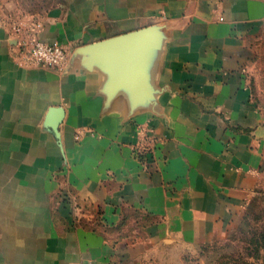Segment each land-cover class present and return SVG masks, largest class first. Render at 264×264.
Segmentation results:
<instances>
[{
  "label": "crops",
  "instance_id": "crops-1",
  "mask_svg": "<svg viewBox=\"0 0 264 264\" xmlns=\"http://www.w3.org/2000/svg\"><path fill=\"white\" fill-rule=\"evenodd\" d=\"M263 21L264 0H56L58 71L0 17V264L151 263L234 221L264 181L244 73Z\"/></svg>",
  "mask_w": 264,
  "mask_h": 264
},
{
  "label": "rangeland",
  "instance_id": "rangeland-1",
  "mask_svg": "<svg viewBox=\"0 0 264 264\" xmlns=\"http://www.w3.org/2000/svg\"><path fill=\"white\" fill-rule=\"evenodd\" d=\"M56 0H0L3 22L15 25L41 22ZM247 58L244 73L252 97L264 112V21L244 37ZM264 181L244 204L240 215L220 232L192 249L171 250L151 258L145 264H218L226 257L245 256L248 261L264 264ZM248 255V256H247Z\"/></svg>",
  "mask_w": 264,
  "mask_h": 264
},
{
  "label": "built area",
  "instance_id": "built-area-1",
  "mask_svg": "<svg viewBox=\"0 0 264 264\" xmlns=\"http://www.w3.org/2000/svg\"><path fill=\"white\" fill-rule=\"evenodd\" d=\"M41 26L38 21L12 25L11 34L18 44L20 59L26 64L61 71L69 53L58 43L42 41L38 35ZM139 141L136 146L139 156L151 155L156 140L144 132Z\"/></svg>",
  "mask_w": 264,
  "mask_h": 264
},
{
  "label": "trees",
  "instance_id": "trees-1",
  "mask_svg": "<svg viewBox=\"0 0 264 264\" xmlns=\"http://www.w3.org/2000/svg\"><path fill=\"white\" fill-rule=\"evenodd\" d=\"M259 250H263L264 251V244L258 246V248H257V252L258 253L256 255V258H259V257H257L260 254ZM218 264H257V263L250 262V261L247 260V258L245 256L239 255V256H237L235 258H233V257H228L227 258L226 257L223 261H221Z\"/></svg>",
  "mask_w": 264,
  "mask_h": 264
}]
</instances>
